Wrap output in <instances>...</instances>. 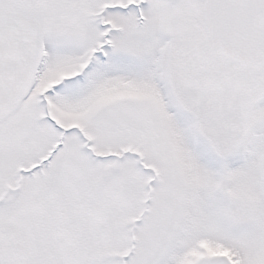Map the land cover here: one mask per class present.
Instances as JSON below:
<instances>
[{"label":"snow or ice","instance_id":"1","mask_svg":"<svg viewBox=\"0 0 264 264\" xmlns=\"http://www.w3.org/2000/svg\"><path fill=\"white\" fill-rule=\"evenodd\" d=\"M0 264H264V0H0Z\"/></svg>","mask_w":264,"mask_h":264}]
</instances>
